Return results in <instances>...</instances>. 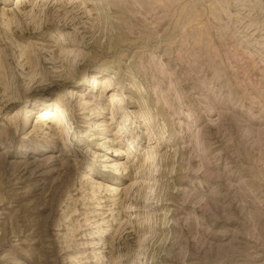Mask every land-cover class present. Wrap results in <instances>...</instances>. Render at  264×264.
I'll return each mask as SVG.
<instances>
[{"label": "rangeland", "instance_id": "rangeland-1", "mask_svg": "<svg viewBox=\"0 0 264 264\" xmlns=\"http://www.w3.org/2000/svg\"><path fill=\"white\" fill-rule=\"evenodd\" d=\"M17 1L0 264H264V0Z\"/></svg>", "mask_w": 264, "mask_h": 264}, {"label": "bare ground", "instance_id": "bare-ground-1", "mask_svg": "<svg viewBox=\"0 0 264 264\" xmlns=\"http://www.w3.org/2000/svg\"><path fill=\"white\" fill-rule=\"evenodd\" d=\"M22 0H18L17 1V3L18 2H21ZM66 1V0H65ZM76 1H78V2H82L83 4H86V0H76ZM69 3H71L72 5H74V6H76V7H78V10H80L81 8H80V6H81V3H76V2H71V1H69ZM114 98L116 99V101L118 100V98H117V95H115L114 96ZM64 110H62V112H63ZM47 114V112H40V114H39V116L38 117H44L45 115ZM56 115H59V114H53V116H56ZM63 116H64V114H62ZM151 153H154V151H152ZM155 154H152V156H154ZM131 198V197H130Z\"/></svg>", "mask_w": 264, "mask_h": 264}]
</instances>
